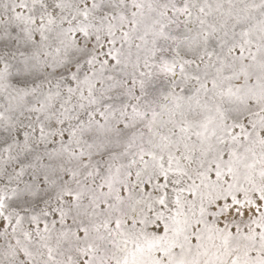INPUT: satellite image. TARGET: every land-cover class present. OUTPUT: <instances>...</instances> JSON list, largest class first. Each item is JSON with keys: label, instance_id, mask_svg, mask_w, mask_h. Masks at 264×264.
I'll return each instance as SVG.
<instances>
[{"label": "snow or ice", "instance_id": "obj_1", "mask_svg": "<svg viewBox=\"0 0 264 264\" xmlns=\"http://www.w3.org/2000/svg\"><path fill=\"white\" fill-rule=\"evenodd\" d=\"M0 264H264V0H0Z\"/></svg>", "mask_w": 264, "mask_h": 264}]
</instances>
